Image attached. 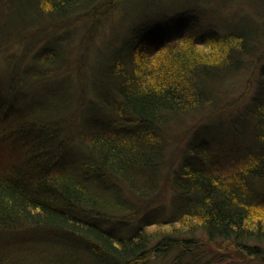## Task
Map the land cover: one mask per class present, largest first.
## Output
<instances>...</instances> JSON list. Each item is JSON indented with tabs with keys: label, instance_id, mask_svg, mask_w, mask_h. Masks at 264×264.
I'll use <instances>...</instances> for the list:
<instances>
[{
	"label": "trees",
	"instance_id": "1",
	"mask_svg": "<svg viewBox=\"0 0 264 264\" xmlns=\"http://www.w3.org/2000/svg\"><path fill=\"white\" fill-rule=\"evenodd\" d=\"M208 1L217 6L210 13L201 7ZM227 1L246 2L0 0V264H264V98L254 101L251 146L227 169L212 163L204 140L179 169L163 163L172 126L185 125L190 105L218 101L264 39V0H248L256 13L215 18ZM127 3L145 9L142 25L157 7L173 9L164 32H183L149 36L155 53L121 43L95 50L90 39L105 16ZM139 38L134 47L145 44ZM144 53L156 55L144 61ZM87 71L99 110L81 96ZM257 76L264 90V65ZM77 137L76 155H66ZM167 187L164 217L154 203ZM152 207L162 212L155 220ZM107 211L125 234L96 221L111 220ZM131 215L135 224L122 221ZM42 230L61 240L42 248L30 244L42 238L19 240Z\"/></svg>",
	"mask_w": 264,
	"mask_h": 264
},
{
	"label": "rangeland",
	"instance_id": "2",
	"mask_svg": "<svg viewBox=\"0 0 264 264\" xmlns=\"http://www.w3.org/2000/svg\"><path fill=\"white\" fill-rule=\"evenodd\" d=\"M94 1L96 3H100L103 0ZM230 2L227 1L226 4H223L222 9L219 6V9L221 10L215 12V18H218L220 16V19H229L232 14H234L236 18L246 11H251L252 13H256L257 11H259L258 8H253L248 5V3H250V1L248 0H246V2ZM211 4L215 8H217V6L214 5L216 3L213 4L212 1H208L207 3L201 5V7L207 10V13H210L209 11H213V7L211 6ZM171 6L172 5H169L168 7ZM137 7H143V5L137 4ZM164 7L165 6L162 7V13H159L160 10H158L159 8L157 7V11H153L155 15H149L151 19H149V21L144 25L141 24L142 18L140 17L142 16H140V13L145 9H132L131 5H129L128 3L122 10L120 8L119 11L115 10L113 13L107 15V17L105 16L106 19L100 26L99 31H97L90 39L95 45V50L103 51L106 49L105 47H107V44L108 46L119 47L121 43L122 45H128L127 47L129 49L130 47H133L134 53L138 52L139 50H145L149 51L150 53H155L157 45H150L149 41L151 40L148 41L147 38L151 35V38H153L156 34H160V39L166 37L164 28L169 22V15H172L171 13H173V9H169L168 12H164V10H167ZM128 13L131 14L129 15ZM104 15H106V13H104L103 16ZM132 22L135 23L133 24ZM136 27H139V42L141 41V43H145L144 45H141L142 47H139L138 45H135L134 47L130 41L131 39L135 41L136 36H139V34H136ZM182 32L183 31L177 30L174 34L177 35L178 33ZM147 42L149 43L146 44ZM263 46L264 39H261L257 49H254V52H252V55H244L245 58L243 56L239 57V59L244 58L240 65L241 69H239L238 72L235 71L233 75L230 74L229 76H227L225 82L222 84V87H219V97L217 99H214L213 102L215 100L218 101L209 106H200L199 104L190 105L191 110L188 112V114H186L188 117L185 120V125H183L182 123L176 126L171 125L172 129H175L173 133L174 135L172 134L173 137L168 139V149L163 152V163H165L167 167L175 170L179 169L183 161L187 158L186 154L188 155L189 148L196 146V143H198V145H201V143H199L200 140L205 141V143L202 144L201 149H206V152L209 151L211 153V156L213 158L212 159L210 157L212 159V163L220 169H227L230 164L236 162L239 159V156L243 155V152L247 147L251 146L253 142V131L256 127V120H254L251 116V114L254 113V101L264 98V90L259 89V77L257 76L259 68L264 65ZM74 49H77V47H74ZM199 49L204 52H209L210 50L209 47H200ZM92 52H94V49L92 50ZM139 53H137V57L139 56ZM155 55L156 54L151 55L149 53H144V61L150 59L152 60ZM75 56L76 58L78 56V52L76 50L73 52L72 57L74 58ZM90 57L88 58L87 64H89L88 62L92 63V59H90ZM88 66L89 65H87V67ZM87 74L88 75L84 76V82L81 86L84 88H80L82 90L81 96L82 99H84L86 107H90L92 105L96 107L97 110H99V106L94 104L96 103L97 98L95 97L92 86H90L92 80V78L90 77V72L87 71ZM76 85L78 86L77 83ZM104 114L106 113L104 112ZM81 136L84 138L86 137V134L82 133ZM80 142L81 141L78 137L75 138L69 147V153H67L66 155L74 157L76 155L74 152H76L81 146ZM252 152H256V149L254 148ZM194 160L197 163L198 161H200L198 160V158H194ZM166 170L167 168L163 171V173H167ZM257 190L262 193L260 194V196L264 197V186L262 187L258 185ZM172 199L173 191L167 187L166 192L163 194V197L159 199V202H157L156 199V202L154 203V206L158 203L160 208H162V212L164 213H161L164 217L168 216L167 214L169 212ZM151 210L145 212L151 211L152 217L150 218L155 220L161 213H159V211H157L155 207H152ZM112 213L108 211L107 213H103L112 221L106 220L108 218L104 217L103 219L99 218L96 221L101 222V224L104 225L105 228H108L110 230L113 229L117 232L125 234L128 230V227H124L123 223L121 225L118 222L115 223V218L120 215ZM135 218L136 216L131 215L128 218L122 219V221L124 223L132 225L136 223ZM105 222L107 225L104 224ZM197 230H200V228H197ZM200 233L201 232H198V234L196 235L199 236L201 235ZM38 235L39 237L37 238L34 233L27 232L26 234L24 233L19 238V240L30 243L38 242L37 239L39 240L40 238L44 239L42 242L39 241L40 243H30L34 246H38V248L45 247L44 245H47L51 239H53L55 242L61 240V237H57L55 233H52L48 230L38 231L37 236ZM182 236H188V234H183ZM202 236L205 238H209L205 234H203ZM32 239L36 240L33 241ZM63 248L66 249V246H63ZM156 260L157 259H154L150 263L165 264V260Z\"/></svg>",
	"mask_w": 264,
	"mask_h": 264
}]
</instances>
